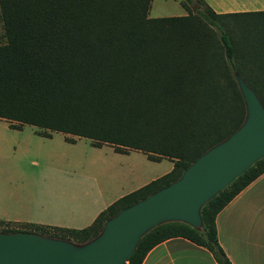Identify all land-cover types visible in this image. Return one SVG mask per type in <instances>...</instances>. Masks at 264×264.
<instances>
[{"label": "trees", "instance_id": "obj_1", "mask_svg": "<svg viewBox=\"0 0 264 264\" xmlns=\"http://www.w3.org/2000/svg\"><path fill=\"white\" fill-rule=\"evenodd\" d=\"M151 0H0V119L85 138L93 147L168 159L165 174L115 199L90 224L65 228L0 220L82 244L117 211L176 180L199 154L236 129L245 115L237 72L264 108V10L216 13L203 0L193 14L149 17ZM239 19L237 21H232ZM243 19L255 27L245 30ZM63 140L73 143L70 137ZM264 172L256 160L200 210L201 227L180 221L145 232L124 264L169 237L205 247L231 264L216 239L215 216Z\"/></svg>", "mask_w": 264, "mask_h": 264}, {"label": "crops", "instance_id": "obj_2", "mask_svg": "<svg viewBox=\"0 0 264 264\" xmlns=\"http://www.w3.org/2000/svg\"><path fill=\"white\" fill-rule=\"evenodd\" d=\"M204 1L216 13L264 10L262 6L238 9L241 3L262 0ZM227 4L237 8L222 10ZM149 10L150 6L148 16ZM52 140L10 128L0 119V220L81 228L115 199L172 167L168 159L142 160L130 151L119 153L112 148L110 156L114 162L100 169L85 163L72 164L69 157L60 153L69 142ZM214 222L217 242L231 264H264V172L224 205ZM140 264L217 262L205 247L173 236L152 246Z\"/></svg>", "mask_w": 264, "mask_h": 264}, {"label": "water", "instance_id": "obj_3", "mask_svg": "<svg viewBox=\"0 0 264 264\" xmlns=\"http://www.w3.org/2000/svg\"><path fill=\"white\" fill-rule=\"evenodd\" d=\"M244 103L240 125L190 162L180 176L123 207L90 240L75 244L27 231H0V264H124L154 226L180 221L200 229L201 206L264 157V108L235 72Z\"/></svg>", "mask_w": 264, "mask_h": 264}, {"label": "rangeland", "instance_id": "obj_4", "mask_svg": "<svg viewBox=\"0 0 264 264\" xmlns=\"http://www.w3.org/2000/svg\"><path fill=\"white\" fill-rule=\"evenodd\" d=\"M174 1H179L181 3L184 0H173V1H168V0H151L150 2V10H149V16H173L177 14H186V10H183L178 2ZM203 2L206 4V2L203 0ZM241 8H245L246 10H249L250 8H255V7H264V0L262 1H256V2H251L247 1L245 4L241 3L239 4ZM188 8L191 10V13L196 14L198 13L199 10H203V7L199 5H196L195 1L192 0L190 3L187 4ZM222 8V7H221ZM225 8V9H224ZM229 8H237L234 7L232 4L231 5H225L222 10H229ZM184 11V12H183ZM239 19H235L232 21H237ZM250 19H243L242 21V27L247 30L255 27L254 24H249L250 22L247 21ZM5 121V120H4ZM21 129L25 132H34L33 126L30 125H24ZM63 137H70L73 138L75 141L73 143H67L68 145L65 146V149L61 151L60 153L65 154V156L69 157L71 160L72 164H87L90 165L91 167H95L97 169H100L103 165L112 163L114 162L111 159L110 154L112 153L111 147L109 145H101L100 147H93L89 144V141L85 138H78L75 136L67 135V134H62L59 132H52L51 138L53 139V143H56L57 140L62 141ZM9 148L11 149V143H9ZM130 154L133 156H138L139 158H142V160H146L144 154H142L139 151L135 150H129ZM129 153V152H128ZM166 160H162V162H165ZM32 165H34L32 163ZM31 167V166H30ZM35 168V167H31ZM1 227H11V228H17L18 230L24 229L28 230V226L20 225V224H14V223H9V224H0ZM28 232V231H27ZM34 233V232H32Z\"/></svg>", "mask_w": 264, "mask_h": 264}]
</instances>
